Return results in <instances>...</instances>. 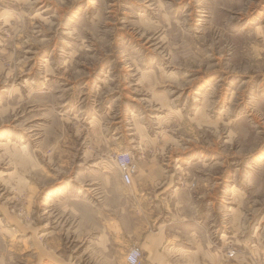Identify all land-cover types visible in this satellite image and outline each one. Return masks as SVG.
Masks as SVG:
<instances>
[{"label": "rangeland", "instance_id": "rangeland-1", "mask_svg": "<svg viewBox=\"0 0 264 264\" xmlns=\"http://www.w3.org/2000/svg\"><path fill=\"white\" fill-rule=\"evenodd\" d=\"M132 248L264 264V0H0V264Z\"/></svg>", "mask_w": 264, "mask_h": 264}, {"label": "built area", "instance_id": "built-area-1", "mask_svg": "<svg viewBox=\"0 0 264 264\" xmlns=\"http://www.w3.org/2000/svg\"><path fill=\"white\" fill-rule=\"evenodd\" d=\"M115 163L118 166L122 181L129 185L132 176L136 172V165L133 163L129 154H118L115 158ZM142 253L139 248H132L127 255V264H139L141 262Z\"/></svg>", "mask_w": 264, "mask_h": 264}]
</instances>
